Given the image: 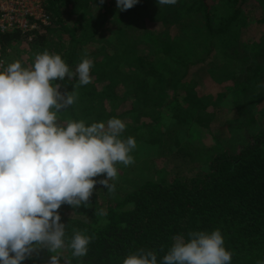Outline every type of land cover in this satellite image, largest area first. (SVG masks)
Masks as SVG:
<instances>
[{
  "label": "trees",
  "instance_id": "obj_1",
  "mask_svg": "<svg viewBox=\"0 0 264 264\" xmlns=\"http://www.w3.org/2000/svg\"><path fill=\"white\" fill-rule=\"evenodd\" d=\"M96 2L49 0V25H40L31 41L19 34L0 41L4 53L27 42L29 68L45 51L60 55L73 73L83 58L91 59L90 84L79 85L75 75L52 82L77 95L76 103L58 113L59 122L83 120L90 126L129 119L120 138L133 137L140 149L156 147L155 157L162 160L131 169L117 163L118 176L109 181L114 191L97 183L87 204L60 207L66 243L76 231L91 237L84 257L66 248L61 264H123L140 249L154 251L160 264L175 236L187 240L190 232L217 229L231 264H264V131L254 132L248 119L238 123L231 130L242 131L244 145L234 152L196 148L188 140L190 130L210 134L226 97L219 93L209 110L210 98L199 91L205 79L230 83L229 90L252 109L256 84L264 80V0H177L173 11L157 17L163 21L169 13L168 23H179L180 35L142 29L136 38L129 36L127 22L104 28L121 11L114 2L96 10ZM139 6L122 11L123 17L141 20ZM164 116L175 124L169 131L161 124ZM52 255L40 250L22 264H47Z\"/></svg>",
  "mask_w": 264,
  "mask_h": 264
},
{
  "label": "clouds",
  "instance_id": "obj_2",
  "mask_svg": "<svg viewBox=\"0 0 264 264\" xmlns=\"http://www.w3.org/2000/svg\"><path fill=\"white\" fill-rule=\"evenodd\" d=\"M138 2L116 0V6L125 11ZM157 3L175 5L177 0ZM92 66L91 59L83 58L73 73L60 55L45 51L36 54L30 68L17 60L0 70V264H22L40 250L56 253L47 264H61L66 248L73 257H84L91 237L76 231L66 243L58 210L63 204H87L97 183L114 191L109 181L118 176L115 165L134 163L130 152L136 141L120 138L126 128L121 119L90 126L83 120L59 122L58 113L76 103L77 95L52 82L75 75L79 85H88ZM101 175L105 178L94 179ZM173 240L160 264H231L232 253L218 229ZM123 264L158 261L154 251L140 249Z\"/></svg>",
  "mask_w": 264,
  "mask_h": 264
},
{
  "label": "rangeland",
  "instance_id": "obj_3",
  "mask_svg": "<svg viewBox=\"0 0 264 264\" xmlns=\"http://www.w3.org/2000/svg\"><path fill=\"white\" fill-rule=\"evenodd\" d=\"M115 3L116 0H103L105 6L110 5L111 3ZM94 5L96 10L101 6L100 0L96 2ZM139 9L143 11V16L141 20L139 18L132 19L133 21L127 19L125 13H118V16L113 17L104 28H120L124 23L127 22V26H131L132 29L128 31L130 37L136 38L137 35H140L141 30H145L147 34L157 35L160 33H165L169 31L176 37L180 35V24L176 23L175 25H170L168 21L170 20L169 13H166V19L163 21L158 20V13L161 11L171 12L175 8V5H160L157 3V0H139ZM94 8V9H95ZM130 10V9H128ZM117 11H120L119 9ZM130 12V11H129ZM175 22H178L179 17L174 15ZM195 24L199 23V20H194ZM258 30H253L252 33H257ZM107 36V34H106ZM29 42V41H28ZM142 50V54L147 53V49L143 46L140 47ZM29 51V47L27 42L15 43L13 48H11L10 56L8 57L9 61H17L19 60L22 64V67H29V60L27 59V54ZM236 64H233L231 67L232 72L236 71ZM200 93L207 94L210 100L208 101L209 110L211 108L212 100L221 92H225V98L220 103L217 111V116L211 126L210 134H203L202 132L197 131H189L188 140L193 147L196 148H211V147H219L223 146L228 151L234 152L239 146L244 145L243 141V133L240 131V134L233 132L231 128H235L238 123L243 120L254 121V132L264 131V80L259 81L256 84V88L258 91L257 97L255 98V102L252 105V109H249V104L245 105L242 100H240L236 94L231 90H229L232 86L231 84H217L209 79H205L202 83ZM101 88V85L98 86ZM233 92V93H232ZM126 105H124L117 114H121L125 111ZM246 115V116H244ZM125 124H129L131 121L129 119L123 120ZM162 126L169 131L172 129L175 124L167 119L165 116L161 118ZM231 126V127H230ZM230 127V128H229ZM157 154L156 147H146V149H140L139 147H135L130 152V155L134 158V163L129 166H124L121 163V168L131 169L136 166H140L142 163H149V160L153 159L152 162H155L157 166L162 164V160L155 157Z\"/></svg>",
  "mask_w": 264,
  "mask_h": 264
},
{
  "label": "built area",
  "instance_id": "obj_4",
  "mask_svg": "<svg viewBox=\"0 0 264 264\" xmlns=\"http://www.w3.org/2000/svg\"><path fill=\"white\" fill-rule=\"evenodd\" d=\"M48 2L49 0H0V41L4 36L14 34L27 36V40L31 41L40 25H49L46 13ZM10 52L8 49L4 53L0 42V61H3L0 70L7 67L5 56L10 55Z\"/></svg>",
  "mask_w": 264,
  "mask_h": 264
}]
</instances>
